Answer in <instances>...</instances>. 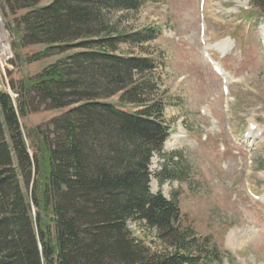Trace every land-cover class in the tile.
<instances>
[{"label": "trees", "instance_id": "16d2710c", "mask_svg": "<svg viewBox=\"0 0 264 264\" xmlns=\"http://www.w3.org/2000/svg\"><path fill=\"white\" fill-rule=\"evenodd\" d=\"M152 1L1 0L13 12L26 9L20 44L46 45L41 56L73 52L23 78L16 102L0 91V264H209L217 257L204 248L209 238L182 223L177 201L150 188V160L169 126L163 102L148 93L155 85L142 75L156 67L153 59L125 56L119 44L152 41L158 30L121 33L109 14ZM252 2L264 12V0ZM29 103L65 109L28 131L32 151L20 124ZM128 221L156 230L170 251H150Z\"/></svg>", "mask_w": 264, "mask_h": 264}, {"label": "rangeland", "instance_id": "374dc122", "mask_svg": "<svg viewBox=\"0 0 264 264\" xmlns=\"http://www.w3.org/2000/svg\"><path fill=\"white\" fill-rule=\"evenodd\" d=\"M25 11L13 12L0 0L1 22L14 53L5 70L7 82L0 76V91L10 93L14 102L23 78L73 52L41 56L46 45L20 44L19 18ZM109 17L121 33L144 27L160 32L143 44H119L125 56L153 59L156 67L142 75L155 85L148 93L163 102L162 118L170 128L162 151L150 162L151 191L173 197L182 223L199 238H209L204 248L217 257L205 262L264 264V12L251 0H204L203 5L202 0H155ZM220 42L226 47L219 48ZM212 61L228 73L227 95ZM112 100L117 102V96ZM28 109L20 119L26 137L65 110L33 109L30 103ZM6 137L9 141L7 132ZM26 141L32 151L30 138ZM128 226L150 251H170L156 230L133 221Z\"/></svg>", "mask_w": 264, "mask_h": 264}, {"label": "built area", "instance_id": "2783aa9c", "mask_svg": "<svg viewBox=\"0 0 264 264\" xmlns=\"http://www.w3.org/2000/svg\"><path fill=\"white\" fill-rule=\"evenodd\" d=\"M2 16L0 14V35L4 32V36L0 37V69L4 73V66L9 62L13 56V49L11 46V37L9 31L4 26V22L2 23ZM6 79V78H5Z\"/></svg>", "mask_w": 264, "mask_h": 264}, {"label": "bare ground", "instance_id": "6f19581e", "mask_svg": "<svg viewBox=\"0 0 264 264\" xmlns=\"http://www.w3.org/2000/svg\"><path fill=\"white\" fill-rule=\"evenodd\" d=\"M1 33L2 34L0 35V37L4 36V32L1 31ZM260 36H261V38H262V40L264 42V29H262V32H261V35ZM219 45H220L219 48H222V49L226 47L224 42H220Z\"/></svg>", "mask_w": 264, "mask_h": 264}]
</instances>
